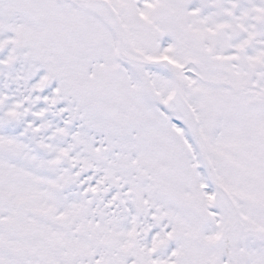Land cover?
Instances as JSON below:
<instances>
[{
	"label": "snow or ice",
	"instance_id": "snow-or-ice-1",
	"mask_svg": "<svg viewBox=\"0 0 264 264\" xmlns=\"http://www.w3.org/2000/svg\"><path fill=\"white\" fill-rule=\"evenodd\" d=\"M0 264H264V0H0Z\"/></svg>",
	"mask_w": 264,
	"mask_h": 264
}]
</instances>
